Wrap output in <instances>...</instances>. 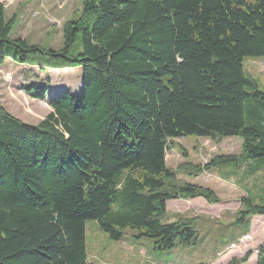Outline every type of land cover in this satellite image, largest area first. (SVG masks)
<instances>
[{"label": "trees", "instance_id": "trees-1", "mask_svg": "<svg viewBox=\"0 0 264 264\" xmlns=\"http://www.w3.org/2000/svg\"><path fill=\"white\" fill-rule=\"evenodd\" d=\"M14 22L0 0V65L43 53L9 38ZM62 38L49 53L62 67H81V92L54 93L36 124L0 105V264H94L86 220L116 241L145 236L157 250L194 244V219L164 222L166 202L218 198L182 181L183 170L194 177L225 162L264 166V90L243 66L246 56H264V0H83ZM26 91L45 98L44 85ZM183 136H237L240 152L172 168L169 141ZM240 204L239 222L264 215V202ZM256 264H264V245Z\"/></svg>", "mask_w": 264, "mask_h": 264}, {"label": "rangeland", "instance_id": "rangeland-1", "mask_svg": "<svg viewBox=\"0 0 264 264\" xmlns=\"http://www.w3.org/2000/svg\"><path fill=\"white\" fill-rule=\"evenodd\" d=\"M1 1L5 20H15L9 38L38 44L43 53L28 54L24 63L7 56L4 58L0 65V105L22 121L36 124L49 113L47 99L54 93L62 90L72 94L81 92V67H62V59L51 56L49 51L62 47L63 25L79 16L83 0ZM79 50L78 34L70 53L76 54ZM243 66L258 88L264 90V56H246ZM34 83L45 86L43 100L27 93L26 88ZM169 145L165 156L168 166L176 168L188 162L202 167L216 155L238 154L241 139L228 136L213 141L183 136L170 140ZM260 162L250 161L244 169H236L233 163L225 162L203 169L194 177L188 174L193 171L190 168L183 170L182 181L210 188L218 198L215 203H208L200 197L201 201L190 202L189 199L175 207L167 206L164 222L181 216L194 219L198 231L194 244L176 241L171 248L157 250L153 248L154 240L145 236L135 238L126 235L116 241L100 230L96 221L86 220L88 260L94 264H226L250 251L243 264H256L258 251L264 245V216L255 215L243 222L237 218L245 208L240 204L242 197L258 205L264 202V166Z\"/></svg>", "mask_w": 264, "mask_h": 264}, {"label": "crops", "instance_id": "crops-1", "mask_svg": "<svg viewBox=\"0 0 264 264\" xmlns=\"http://www.w3.org/2000/svg\"><path fill=\"white\" fill-rule=\"evenodd\" d=\"M49 99V98H48ZM48 99H47V102H48ZM254 163H251V165H253ZM194 184V183H193ZM198 199L196 198H192L190 199L189 201L192 202V201H195V200H198V201H201V199H199L200 197H197ZM185 200H182V199H171V200H168L166 202V209H167V206L170 204V207H175V205H178L179 203H182L184 202ZM187 201V202H189ZM260 216H264V215H260Z\"/></svg>", "mask_w": 264, "mask_h": 264}]
</instances>
